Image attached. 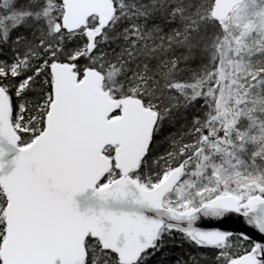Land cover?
<instances>
[{
    "label": "snow or ice",
    "instance_id": "1",
    "mask_svg": "<svg viewBox=\"0 0 264 264\" xmlns=\"http://www.w3.org/2000/svg\"><path fill=\"white\" fill-rule=\"evenodd\" d=\"M0 264H264V0H0Z\"/></svg>",
    "mask_w": 264,
    "mask_h": 264
}]
</instances>
